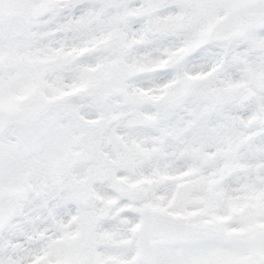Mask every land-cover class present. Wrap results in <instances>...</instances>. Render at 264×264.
Here are the masks:
<instances>
[{"label": "snow or ice", "instance_id": "snow-or-ice-1", "mask_svg": "<svg viewBox=\"0 0 264 264\" xmlns=\"http://www.w3.org/2000/svg\"><path fill=\"white\" fill-rule=\"evenodd\" d=\"M0 264H264V0H0Z\"/></svg>", "mask_w": 264, "mask_h": 264}]
</instances>
